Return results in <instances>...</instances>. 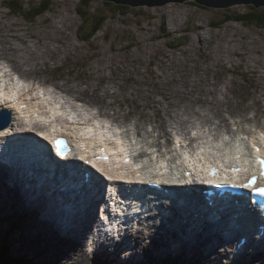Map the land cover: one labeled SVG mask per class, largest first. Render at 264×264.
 <instances>
[{
	"label": "rangeland",
	"instance_id": "1",
	"mask_svg": "<svg viewBox=\"0 0 264 264\" xmlns=\"http://www.w3.org/2000/svg\"><path fill=\"white\" fill-rule=\"evenodd\" d=\"M7 1L0 0V42L9 40L13 46L19 47L18 50H13L12 47L9 51L13 59L16 57L14 61L17 67L4 58L1 61L6 62L20 77L43 81L48 89H61L74 104H86L117 122L139 124L138 131L144 137V132L151 129L152 120L149 115L153 110V104L144 96L151 94L159 101L161 98L163 104L169 106L162 111L166 119L160 118L154 122L155 129L161 131L160 135L167 136L156 140L159 148L164 146L166 150L170 149L175 141L174 136L179 131L188 132L192 126H196V131L204 136L206 119L197 123V118L207 115L212 122H217V108L227 109L228 104L225 116L228 127L232 128L233 124L230 123L233 121L255 115L254 109L247 108L252 99L264 98V26L229 20L214 27L221 23L227 13L245 12L251 10V5H234L221 9L184 1L123 8L111 2L106 4V1L90 0L86 22L78 14L82 1L23 0L25 8L39 3L44 8L49 1L48 8L30 22L13 13L7 7ZM257 9L262 11L264 7ZM96 13H103L104 23L89 41L81 40L79 33H85L92 27ZM29 35H34L36 39ZM40 44L45 52L41 50ZM12 51H18L21 60ZM227 54L236 65L227 63L222 66L217 63L220 59L215 55ZM211 55L216 57V64L210 62ZM206 66H210L211 75L216 74L219 79L217 83L212 79L205 82L207 70L203 68ZM194 71L200 75L198 82L191 87L197 96L190 95L185 81H182L186 77L189 79ZM159 74L165 75L161 76L162 79L160 76L159 79L155 78ZM194 75L196 77V73ZM229 86L231 91L228 92L225 88ZM206 89L213 96L205 94ZM162 92L168 93L164 100ZM84 95L95 98L98 104L78 98ZM189 100L196 109V116L183 120V115L181 118L175 109L180 111ZM262 102L264 106V100ZM207 107H210L211 112L206 111ZM111 109L119 114L110 115ZM167 114L175 115V119H168ZM252 123H258L264 128V113L257 115L256 122L242 121L240 129L250 130ZM176 126L179 130L174 131ZM0 195L3 198L6 196L4 193ZM5 208H0V248L5 241L10 247L7 250L9 255L20 257L22 262L110 264L105 256H97L99 252L93 258L85 257L83 254L86 250L78 242L82 240L78 236L76 240L64 242L59 238V228L55 240L42 235L46 232H43V226L33 217L38 212L23 213ZM43 222L56 227L51 219H44ZM9 226H12L11 231L15 229L14 226L17 227L12 234L10 232V237L7 235ZM152 233L151 230L147 234ZM162 240L161 237L154 238L152 242L157 244V241ZM168 245L161 246L168 251ZM200 246L196 244L191 247L192 253L187 251V247H182L183 252L177 253L172 249L171 252L176 254L164 252L167 257L159 259L153 256L148 264H205L206 255L201 256L198 261L187 258L195 256ZM207 253L210 255L211 251ZM212 254L215 259L213 264H226L227 261H222L221 252ZM247 255L244 254V258ZM173 258L178 259L174 263L168 261ZM237 260L234 264H243L241 260Z\"/></svg>",
	"mask_w": 264,
	"mask_h": 264
},
{
	"label": "bare ground",
	"instance_id": "2",
	"mask_svg": "<svg viewBox=\"0 0 264 264\" xmlns=\"http://www.w3.org/2000/svg\"><path fill=\"white\" fill-rule=\"evenodd\" d=\"M26 20L31 22V21L34 20V18L33 19H26ZM29 36L35 38L34 35H29ZM15 39H17V38L15 37ZM17 40H19V39H17ZM40 46H41V50L45 52L42 44H40ZM12 47H13V50H18V48H19V47H16L15 45L13 46V43L11 41H9V40L6 41L5 43H1L0 42V58L7 59L9 62L13 63L16 66V63L14 61L16 57L13 59L11 57V55H9V51H11ZM12 52L15 53L17 55V57H19V59L21 60L20 55L17 53L18 51L17 52L16 51H12ZM215 56L220 59L219 62H217V63H219V64L221 63L220 65H222V66L226 65L227 63H229V65H236L237 64L233 59H231V56L229 54H227L225 56H223V55L222 56L215 55ZM215 58H214V55H211L210 62H213V64H216V63H214L215 62ZM203 69L207 70L205 72L207 74V77H205V79H204V80H206L205 82H210L211 79H212V81H215L216 83L218 82L219 79L216 78V74L215 75H211V73H209L210 66H206ZM195 73H196V77L194 75ZM160 74L159 75H155L156 77L155 76H153V77L159 79L158 76H160ZM164 75L165 74H162L161 76H164ZM198 76H200L198 74V72L194 71V73H191V76H189V79H187V77H186V78H184L182 80V81H185V85L188 87V93L190 95L194 94L195 96H197L195 94V92L192 90L191 87L198 82L197 81ZM208 77H210V79ZM261 78H262V76H261ZM18 79H19V77H18ZM161 79H162V77H161ZM186 80H187V83H186ZM225 89L228 92L231 91V87L230 86L228 88H225ZM181 93H184V92H181ZM204 93L205 94L206 93L212 94L208 89H206V91ZM223 93H225V92H223ZM12 94L13 95H18V91L16 89L12 90ZM243 95H245V93H243ZM161 96H162V100H164V97L168 96V93L165 94V93L162 92ZM212 96H213V94H212ZM43 97L46 98V100H48L49 98L51 99V94H48V93L44 92L43 93ZM78 98L79 99H84L85 100L84 102L97 103L98 104L96 99L91 97V96H89V95H88V97H86V95H84V97L81 96V97H78ZM144 98L147 99L150 104H153V110H152V113H150V115H149V119L152 120L151 129L144 132L145 137L142 135L144 139L140 138L141 141L144 140V142H142V144L143 143L145 144V147L147 149L146 155H148L146 160L145 161L143 160L141 163L145 166L146 175L147 176H153V178H155L158 173H157V171H155V166H150L149 163L152 162L154 159H156V157H157L156 162H159L158 159H164L163 157L166 158L167 161L163 160V163H165V164L168 163V166L172 168L171 170L169 169L168 171H169L170 175L172 177H174V178H176V176H178L180 173H182V170H185L187 168L188 163H189L192 155L194 156V158L196 160V165L194 166V168L196 169L198 174H202V173H200V171H198L200 163H204V165H206V164L208 165L209 164V167H214V166L219 167L220 165H223V166L227 167V165L230 163L229 160H235L234 157L237 155V153H241L240 156H242V157H246V158L249 157L250 155L248 154L247 151H243L241 145H235L234 144L235 140L237 139V136H235V135L237 134L238 136H242L240 138H244V137L248 138L249 136L247 134H241L243 132H239L240 123L242 121H246V122L253 121V122H256L257 121V115L264 113V111L262 110V106H263V104H262L263 102L262 101L264 100V98H262L260 100L252 99V102L249 104V106H247V108L254 109L255 112H256L255 115L250 117V118L244 117L240 121H238V120L233 121L232 124L237 127V129L234 130L233 128H229L228 127V124H227V121H226V116H225V111H227V109L229 108V106H228L229 104L227 105V109L223 110L222 108H217V110L215 112V115L218 117L217 118L218 119L217 122H215V121L212 122L211 119L209 118L210 116L207 117V115L206 116L204 115L201 118H197L198 121H199L197 123H200V121H204L206 119V127H205L206 128V134H205V138L204 139H202L201 141H199L197 143L196 140H195L196 139V136H195L191 140V142L189 144H186L183 147H178L175 150L174 149L168 150V151H166L165 155H163L162 153L159 154V155H158V153H155V154H153V156H151V155L149 156V154L154 150V148L156 146L155 144H153L155 142V140L152 139V138H155L156 140H158L159 138L167 137V136H164V135H160L161 131L158 128L155 129L156 124L154 122L157 121L160 118L166 119V117L163 116L164 114H162V111L165 110L166 108H168L169 105H164L163 101H161V98H160V101H159L157 98L153 97L151 94H146L144 96ZM99 99H101V98L99 97ZM263 108H264V106H263ZM51 109H52L53 112H56V113H62V114H65V112L67 114L68 113L69 114L73 113L71 110L69 112L65 111L61 104H57L56 106L51 107ZM175 111L181 118H182V115H183V118H182L183 120H189L190 116H196V109L193 107V104H192V102L190 100L185 105L184 108L180 109V111H177L176 109H175ZM206 111L211 112L210 111V107H207ZM116 114H119V112L115 111L114 109H111L110 115L114 116ZM167 118L170 119V120H173V119H175V115L167 114ZM12 123L14 124V121H12ZM201 124H203V123H201ZM244 124L246 125V123H244ZM133 125L136 128L135 132H138V130L140 129V125L139 124H133ZM257 125H259V124L258 123H252V126L254 127V130H257L258 128L262 129L261 126H257ZM10 126H11V124H10ZM73 127H74L75 133L80 132L76 126H73ZM194 128H196V126H194V127L192 126V128H190V129H194ZM173 129L175 131V129H178V127L176 126ZM93 130L95 132H98L100 134V136H104L105 135L104 127H101V128H98V129L97 128H93ZM165 130H166V128H165ZM221 130H225L227 132H229V131L230 132H236V133H233V134L229 135L228 137H230V138L227 139V140H224V138L222 136L220 137V133L219 132ZM243 130H246V129H243ZM108 133H110V131H108ZM186 133L187 132H179V134H181V137L183 139L188 140L191 137L189 135H185ZM188 133H189V131H188ZM139 134L140 133H138V135ZM210 138H212L211 141H209ZM166 142H168V139H167ZM243 143L246 144L245 141H243ZM190 147H193V152L189 149ZM208 148H210V149H208ZM222 153L225 154L224 158H225L226 161L224 163H221L220 160H219V158H220ZM30 155H31L30 152L26 151L25 156L22 155L23 156L22 158L29 157ZM39 157H40V155L38 156V158ZM250 161H251L250 159H247L248 163H250ZM34 163L36 165L37 164V160H34ZM56 163L59 165V167H56L54 165H53V167H56L59 170H62L63 167H66L64 162L61 163V162L57 161ZM191 163H195L193 158H192ZM229 166L230 165H228V168H229ZM255 168H256L255 164H252L250 166V169H255ZM205 170H206V167H205ZM1 177L11 178V182L13 183V185L11 187H8L4 181L0 180V190L3 189L6 194L9 192V193H13V195H10L12 198H10V196H8V195H6L3 198L0 195V208L4 209V207H8V208L13 209L15 211H17V210L21 211L23 213H30L31 211L38 212V214H34L33 217H34V219H36L37 223L39 222V224H41L43 226V232H46V233H43L42 235H48L51 240H55L56 239V237H57V233H56L57 232V228H59V230H60L59 238L61 240H63L64 242H71L73 240H76L77 236L80 237V239H82L84 231H85V229L87 227L94 228L93 230H98V231H104V229L109 230L112 227L110 222L106 223V219H107V211L106 210H103L101 215L99 216L98 224H93V223L89 222V219H88L89 215L91 214V212H86L84 210H80V211H77V212L73 211L74 213H72V212L64 213L63 210L60 207L56 206V207L52 208V205L49 202H46V203L42 204L41 201H40V198L36 199L32 195H29L28 193L25 192V190L23 189V185L18 183L21 180H18V179H16L15 181L12 180L13 176L11 175V173H10L8 168L0 166V178ZM139 178H143V175L139 176ZM138 188L140 189V186ZM20 189H23L22 193H19ZM1 193H2V191H1ZM46 197H50V194H47ZM169 197H172V195L169 194ZM231 198L233 199L232 203L234 204V197L231 196ZM179 202H180V200H177V199L172 200L171 199V203H172L171 209H173L175 207H182V206H178V205H180ZM163 204L165 206H167L164 202H163ZM71 208L72 207L69 206V207L66 208V210H70ZM189 208H192V207L189 206ZM178 211H179V214L181 216L184 217L186 215L185 212L183 210H181V208H179ZM149 212H150V221H149V224H150V222L151 223L154 222V220H153L154 219V214H153V212L150 209H149ZM78 213L81 215V218L79 217ZM1 214H2V212H1ZM160 214L161 213H159V214L156 213L157 216H159ZM168 217H166V218L168 219ZM44 219L53 220L55 222V224H56V227H51L49 223H44L43 222ZM251 219H253V218H251ZM145 221H148V220H145ZM171 221H172L173 224L175 222V224H176V225H174L175 228L180 229L179 221H175L173 218L171 219ZM102 222L104 224L100 225V223H102ZM85 223H87V224L84 226ZM153 224H155V223H152V225L149 226V230L150 231L148 233H150L151 230L153 232H155L154 231L155 227H154ZM160 226H162L163 228L167 229V225L166 224H160ZM202 227H205V224H203ZM11 228H12V226H9V229H7V232H8L7 235L9 237H10V232L12 234V232H14L17 229V227L14 226L15 229L13 231H11ZM114 228H115L116 231L119 232V228H117V227H114ZM131 234L132 233L129 234V237L131 236ZM181 234H182V236H184L185 232H183V231L180 232V230H178L177 236L181 237ZM139 235H140V232H138L136 237H135L136 242L130 240V244L131 245H129V246H130L131 249L133 248V246H137L135 244H145V245H143L145 247H147L148 244H150V245L154 246V248H155L154 250H158V251H156V253H153L152 255L157 257V258H159V259H162V257L165 256L164 252H168L169 255L176 254L175 252H171V250L173 249V247L177 248L178 246L177 245L173 246V244H172L173 241L171 239H170L171 244H169V241L164 242L163 240L160 241V242L157 241V244H154L151 241L145 240L144 237L148 235V234H146L145 236L144 235H140L141 236L140 237L141 240L146 242V243H141L140 240H139ZM198 237L199 236L197 235V236H195L193 238V240L195 242V245H196V243L201 244L203 242L202 240H199ZM150 238L153 239V237H150ZM158 238L159 237H157L155 239H158ZM164 244L165 245L169 244L168 245V251L165 250L161 246V245H164ZM2 247L6 248L8 251L10 249V247L7 246L5 241L3 242V246ZM209 250H211L210 255L207 256V262L209 264H213V261L215 260L213 255H212V253L221 252L222 256L226 257V254H225L226 248L224 247V244L221 245L220 248L210 247V249H208V251ZM106 251L108 252V250L106 248H103L102 250H100L99 251L101 253L100 256H105V260L108 261L110 264H128V263H126L124 261V259H122L121 255L118 254V255H115L114 257H111V256L106 254ZM96 254L94 253L92 257H94V255H96ZM201 255L202 254H200L196 259H198ZM247 256H249V258H244V256H242V257L239 258V260H241V262L243 264H253V263L258 262V261L264 262V253H263V251H259V252L255 253V254H251L250 253ZM165 257H167V256H165ZM1 259H2V257H1ZM177 259L178 258H173V259L168 260V261L174 263L175 261H177ZM27 260H29V259H27ZM215 264H218V263L216 262ZM258 264H259V262H258Z\"/></svg>",
	"mask_w": 264,
	"mask_h": 264
},
{
	"label": "trees",
	"instance_id": "3",
	"mask_svg": "<svg viewBox=\"0 0 264 264\" xmlns=\"http://www.w3.org/2000/svg\"><path fill=\"white\" fill-rule=\"evenodd\" d=\"M7 7L13 11L15 14H21L23 18L25 19H33L34 17L42 14V11H45L48 8L49 1L46 2V6L44 8H41L40 5H33L28 8L23 7V4L21 0H8ZM90 3V0H82V4L88 5ZM106 4H110V2H105ZM121 7L128 8L127 6L120 5ZM252 8V7H251ZM247 13H229L225 15L222 22H225L227 20H236L240 21L242 23H254L258 24L260 26H264V9L263 11L251 9L248 10ZM99 20L95 22L93 25V28L91 31L84 37L86 39H90L91 36L96 32V30L101 26L104 17L102 15H99ZM8 246V245H7ZM4 259L6 264H25V262H22V259L20 257L14 256V254L9 255L7 252V249L4 247L0 248V258Z\"/></svg>",
	"mask_w": 264,
	"mask_h": 264
},
{
	"label": "clouds",
	"instance_id": "4",
	"mask_svg": "<svg viewBox=\"0 0 264 264\" xmlns=\"http://www.w3.org/2000/svg\"><path fill=\"white\" fill-rule=\"evenodd\" d=\"M79 1H82V0H79ZM102 1H106V2H111V3H114V4H118V5H123V6H129V7H133V6H147V5H129V4H123V3H116V2H113V1H111V0H102ZM21 2H22V4H23V0H21ZM182 2H184V1H182ZM185 2H193L194 4H197L196 2H194L193 0H185ZM41 3H39V5H40ZM163 5V4H162ZM197 5H199V4H197ZM241 5H251V4H241ZM33 6V5H32ZM117 6V5H116ZM199 6H202V7H206V6H204V5H199ZM236 6H240V5H236ZM252 7H253V9L254 8H256V7H254L253 5H251ZM23 7H25L24 6V4H23ZM90 7V5L88 4V5H85V4H81L80 5V11H78V14L80 15V17H81V20L82 21H85L86 20V22H87V17H88V13H87V11H88V8ZM128 7V8H129ZM230 7H232V6H230ZM123 8H125V7H123ZM212 8V7H211ZM215 8V7H214ZM217 8V7H216ZM219 8H221V9H224V8H222V7H219ZM226 8H229V7H226ZM249 8L250 9H252L250 6H249ZM260 8H262V7H260ZM255 10H259V9H255ZM262 11H263V9H262ZM13 12V11H12ZM247 12H249L248 10L247 11H245V12H241V13H247ZM14 13V12H13ZM236 13H239V12H236ZM227 14H229V13H227ZM226 14V15H227ZM232 14H234V13H232ZM18 15H21V14H18ZM99 15H102L104 18H105V16L103 15V13H96L95 14V18H94V21L96 22V21H98L100 18H99ZM22 16V15H21ZM23 17V16H22ZM105 20V19H104ZM104 20H103V22H102V24L104 23ZM223 21V20H222ZM221 21V23H219L218 25H215L214 27H219V25H221L223 22ZM227 21H229V20H227ZM231 21H235V22H240V21H236V20H231ZM95 22L92 24V27L87 31V32H85V33H79V36H78V33H77V36L78 37H80V39L81 40H84V41H89L93 36H94V34L100 29V27L102 26V24H101V26L96 30V32H94V34L91 36V38L90 39H86V37H84V36H86L90 31H91V29L93 28V25L95 24ZM243 24H245V23H243ZM82 37H84L85 39H82ZM166 37H169V35H166ZM7 62H8V60L7 59H5ZM0 65H7L6 64V62H3V61H1V58H0ZM16 73V72H15ZM16 75H18L19 76V74H17L16 73ZM25 81H27V83H29V84H31L33 87H37V86H40V89L42 90V94L45 92L46 93V87H45V85H43V84H41V83H37V82H35L33 79H31V80H27V79H25V78H23ZM40 82H43V81H40ZM45 84V83H44ZM69 101V100H68ZM72 105H76V104H74V103H72L71 101H69ZM73 102H76V100H73ZM86 105V104H85ZM89 107V106H88ZM93 109V108H92ZM88 111H89V108L87 109ZM94 111V110H93ZM99 112H102V111H100V110H98ZM54 113H53V111L51 110L48 114H47V116H51V115H53ZM105 117H108V118H104L106 121H109V120H111L110 118H112V117H109V116H105ZM113 121H116L115 119L113 120ZM117 122V121H116ZM118 123H124L123 121H118ZM124 124H126V123H124ZM232 124V123H231ZM150 125H151V123H150ZM257 126H260V124L259 125H257ZM135 128V127H134ZM234 130H236L237 129V127L236 126H234L233 125V127H232ZM136 129V128H135ZM250 130H254V127L252 126L251 127V129ZM245 131H247V132H245ZM248 131L249 130H243V129H239V132H243V133H241V134H248ZM255 131H262V132H264V128H258L257 130H255ZM230 133H236V132H230ZM237 135V134H236ZM238 136V135H237ZM25 264H27V262H25Z\"/></svg>",
	"mask_w": 264,
	"mask_h": 264
},
{
	"label": "water",
	"instance_id": "5",
	"mask_svg": "<svg viewBox=\"0 0 264 264\" xmlns=\"http://www.w3.org/2000/svg\"><path fill=\"white\" fill-rule=\"evenodd\" d=\"M116 3H123L129 5H162L168 2H182L185 0H111ZM199 5L206 7H230L241 4H251L256 8L264 7V0H193ZM0 264H6L4 259L0 258Z\"/></svg>",
	"mask_w": 264,
	"mask_h": 264
},
{
	"label": "snow or ice",
	"instance_id": "6",
	"mask_svg": "<svg viewBox=\"0 0 264 264\" xmlns=\"http://www.w3.org/2000/svg\"><path fill=\"white\" fill-rule=\"evenodd\" d=\"M3 98H4V93L2 91H0V100H2ZM18 106L21 109H23V107H24V105H22V104H19ZM89 131H91V130H89ZM261 139L264 140V133L261 134ZM53 143H54L58 153L63 151V145L65 143L63 140L56 139V140L53 141ZM118 143H119V141H118ZM104 151H105L104 149H101V152H104ZM120 151L125 152L126 150L124 148H121ZM256 151H257V153H259L260 149L257 147ZM97 159L106 161V160H108V156L107 155H101V156L97 157ZM123 159H124L125 163L129 162L127 154H125ZM237 159H239V154H237ZM256 162L260 165V176L264 177V156L258 155L257 159H256ZM242 170L243 169L236 168V167L232 168L233 172H239V171H242ZM213 174H215L214 170H213ZM255 179H256V177L253 176L251 179L246 180L245 182L239 184L238 186L239 187H244V188H250V189H253L254 191L264 193V187H254ZM233 186H237V185H233Z\"/></svg>",
	"mask_w": 264,
	"mask_h": 264
}]
</instances>
